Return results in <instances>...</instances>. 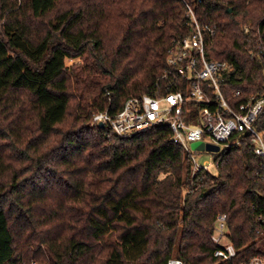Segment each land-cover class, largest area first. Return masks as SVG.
<instances>
[{"label": "trees", "instance_id": "obj_1", "mask_svg": "<svg viewBox=\"0 0 264 264\" xmlns=\"http://www.w3.org/2000/svg\"><path fill=\"white\" fill-rule=\"evenodd\" d=\"M188 4L217 25L209 57L230 63L228 97L259 93L264 0H0V264H215L220 213L235 261L264 255L251 136L219 153L217 174L193 173L169 127L93 123L152 89L190 32Z\"/></svg>", "mask_w": 264, "mask_h": 264}, {"label": "built area", "instance_id": "obj_2", "mask_svg": "<svg viewBox=\"0 0 264 264\" xmlns=\"http://www.w3.org/2000/svg\"><path fill=\"white\" fill-rule=\"evenodd\" d=\"M186 13L188 34L172 40L168 49L167 69L152 89L141 96L128 97L123 107L112 113L102 110L94 115L93 123L103 122L123 137L149 132L159 126L171 129L169 140L185 147L192 160V170L209 171L207 164L195 158L190 143L210 137L222 143L224 149L240 146L247 135L255 143V153L262 158L260 176L264 178V86L259 93L246 100L242 90L226 94L225 74L230 63L209 57L211 39L217 34V25L200 21L189 4ZM249 27H245L247 31ZM254 57H259L252 53ZM165 91H162V89ZM259 220L264 224V217ZM227 214L220 213L215 223L212 240L217 245L215 264H264V255L235 261L238 249L228 239ZM168 264H185L177 257Z\"/></svg>", "mask_w": 264, "mask_h": 264}, {"label": "rangeland", "instance_id": "obj_3", "mask_svg": "<svg viewBox=\"0 0 264 264\" xmlns=\"http://www.w3.org/2000/svg\"><path fill=\"white\" fill-rule=\"evenodd\" d=\"M75 62H82V59L80 58H68L66 63L67 65H72ZM214 145L216 146L215 150H209L207 146ZM207 147V148H206ZM190 148L197 159V161L201 164H207L208 169L211 173L217 174L218 173V167L216 162V159L219 155V153L223 150L224 146L222 143L216 142L210 137H205L202 140H197L190 143Z\"/></svg>", "mask_w": 264, "mask_h": 264}, {"label": "water", "instance_id": "obj_4", "mask_svg": "<svg viewBox=\"0 0 264 264\" xmlns=\"http://www.w3.org/2000/svg\"><path fill=\"white\" fill-rule=\"evenodd\" d=\"M230 11H231V9H230ZM99 125H100L101 127H105V124H104L103 122H100ZM207 147H208L209 150H215V149H216V146H214V145H211V146L209 145V146H207ZM207 147H206V148H207Z\"/></svg>", "mask_w": 264, "mask_h": 264}]
</instances>
